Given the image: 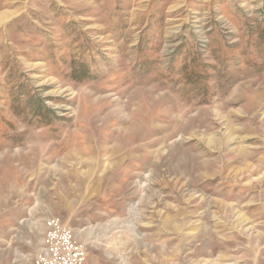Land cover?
<instances>
[{
  "label": "rangeland",
  "instance_id": "obj_1",
  "mask_svg": "<svg viewBox=\"0 0 264 264\" xmlns=\"http://www.w3.org/2000/svg\"><path fill=\"white\" fill-rule=\"evenodd\" d=\"M50 216L86 264H264V0H0V264Z\"/></svg>",
  "mask_w": 264,
  "mask_h": 264
},
{
  "label": "built area",
  "instance_id": "obj_2",
  "mask_svg": "<svg viewBox=\"0 0 264 264\" xmlns=\"http://www.w3.org/2000/svg\"><path fill=\"white\" fill-rule=\"evenodd\" d=\"M88 253V243L80 230L50 216L44 221L43 238L33 264H86Z\"/></svg>",
  "mask_w": 264,
  "mask_h": 264
}]
</instances>
